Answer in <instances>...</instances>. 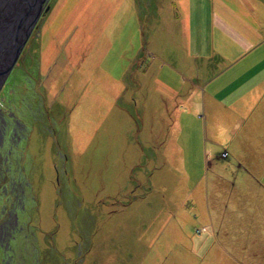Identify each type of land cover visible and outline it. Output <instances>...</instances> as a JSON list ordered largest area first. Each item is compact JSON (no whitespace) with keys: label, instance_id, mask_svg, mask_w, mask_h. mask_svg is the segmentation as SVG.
Returning <instances> with one entry per match:
<instances>
[{"label":"rangeland","instance_id":"obj_1","mask_svg":"<svg viewBox=\"0 0 264 264\" xmlns=\"http://www.w3.org/2000/svg\"><path fill=\"white\" fill-rule=\"evenodd\" d=\"M157 5L44 2L0 89V264H251L264 251V125L249 114L255 130L238 132L242 90L221 94L235 51L208 32L220 51L183 57L181 25ZM263 60L264 46L250 57ZM176 76L190 78L179 92ZM211 91L228 109L200 110Z\"/></svg>","mask_w":264,"mask_h":264},{"label":"crops","instance_id":"obj_2","mask_svg":"<svg viewBox=\"0 0 264 264\" xmlns=\"http://www.w3.org/2000/svg\"><path fill=\"white\" fill-rule=\"evenodd\" d=\"M152 1L158 3L157 6L161 12L167 11L168 14L169 11L171 14L175 15L176 21H179L178 23L181 25L179 30L182 32L181 36L184 35V39L180 44L185 45L176 51L180 50L179 53H181L183 57H190L191 61L198 62L201 58L208 59L211 56H214V51H220L219 47H221V45L216 42H209L208 37L206 40L204 39V36L206 37L208 32H221L220 34L225 35V40L228 45L227 48L231 47L232 51L235 52H226V54H222V57L220 58L222 64H218V66H222L224 70L220 74L223 75L229 72L234 73L233 71H237L238 73L235 74V79L231 81L228 80L226 83L227 85L222 86L223 91L221 94L230 93L232 98V95L236 90H242L240 95H235L236 100L233 102V107L235 109L237 104H241L239 105L241 106V110L238 111L236 116H234L235 118H238L237 120L235 119V121H237L235 123L237 126L236 130L238 132H246L249 129L255 130L254 126L249 122V114H251V116H258L257 119L251 118L250 121L253 120V122H257V125H259L258 122L260 125H264V106L257 112H253L255 106L261 103L264 105V60L255 64H251L250 61V57H256L258 49L264 46V23H261L262 19H258L261 13L264 15V7L253 3L252 8H248L246 7V3H248L247 0ZM161 6L164 7L162 8ZM193 24H195L197 28L196 35L198 36L194 43L191 41ZM251 24L253 27H250ZM259 25H261L260 30H258ZM209 27L211 28L209 29ZM212 28L213 30H211ZM219 41L221 42V38H219ZM173 48L176 49L175 45H173ZM203 51L208 53H203ZM227 51H231V49H227ZM183 52H188L189 56ZM176 62L180 65V60L179 62L178 60ZM238 65L240 66L239 69ZM163 69H166V67H163ZM215 76L216 77L211 79L210 85L215 82L220 83L221 77L217 79L218 75ZM175 80L178 82L177 86L179 87V92L180 88L187 85V81L190 80V78H187V81L185 82L182 78L180 79L176 76ZM201 80L202 78L197 77L193 82L195 84L203 85L204 82ZM199 93L200 90L198 92V97ZM205 93L206 92L202 93L204 102L202 103L203 109H200L201 111L207 114L209 105H211L210 111L215 112V114L220 112L221 109H228L225 106H222L221 108L215 107L224 102V97L218 96L220 94L211 91L208 96H206L207 94ZM181 111L183 110H179V112ZM160 115H163V112H161ZM178 127L181 129L180 118ZM261 135L262 136L256 138V140L259 143H264L263 134ZM244 197V199H246L247 195ZM246 202L250 201L246 200ZM259 210L261 213H264V206L263 209ZM253 222H257L258 229L261 225L260 229L264 230V216H259L257 210L253 216ZM230 223H233V221H230ZM260 229L259 233L261 232ZM251 255L252 256L250 257L254 260L251 264H264V251H259L258 254L257 252L252 253ZM237 264H243V260L238 259Z\"/></svg>","mask_w":264,"mask_h":264},{"label":"water","instance_id":"obj_3","mask_svg":"<svg viewBox=\"0 0 264 264\" xmlns=\"http://www.w3.org/2000/svg\"><path fill=\"white\" fill-rule=\"evenodd\" d=\"M46 1L22 0L27 8L21 11L9 7V1L0 2V89L42 16ZM3 4H7L8 8Z\"/></svg>","mask_w":264,"mask_h":264},{"label":"bare ground","instance_id":"obj_4","mask_svg":"<svg viewBox=\"0 0 264 264\" xmlns=\"http://www.w3.org/2000/svg\"><path fill=\"white\" fill-rule=\"evenodd\" d=\"M3 1V2H2ZM6 1H9L10 2V5L9 7H13L14 10H23V8L25 7L24 6V3L22 2V0H0L1 3H4ZM6 8H8V5L7 4H3ZM170 92V91H168Z\"/></svg>","mask_w":264,"mask_h":264},{"label":"built area","instance_id":"obj_5","mask_svg":"<svg viewBox=\"0 0 264 264\" xmlns=\"http://www.w3.org/2000/svg\"><path fill=\"white\" fill-rule=\"evenodd\" d=\"M226 155H227L226 153L223 154V156H226Z\"/></svg>","mask_w":264,"mask_h":264},{"label":"trees","instance_id":"obj_6","mask_svg":"<svg viewBox=\"0 0 264 264\" xmlns=\"http://www.w3.org/2000/svg\"><path fill=\"white\" fill-rule=\"evenodd\" d=\"M226 154H228V153L226 152ZM226 156H228V155H226ZM223 157H225V156H223Z\"/></svg>","mask_w":264,"mask_h":264},{"label":"flooded vegetation","instance_id":"obj_7","mask_svg":"<svg viewBox=\"0 0 264 264\" xmlns=\"http://www.w3.org/2000/svg\"><path fill=\"white\" fill-rule=\"evenodd\" d=\"M9 222V221H8ZM0 225H3V224H0ZM1 227V226H0Z\"/></svg>","mask_w":264,"mask_h":264}]
</instances>
